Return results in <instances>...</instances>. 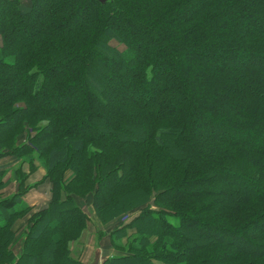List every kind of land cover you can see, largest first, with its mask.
Returning a JSON list of instances; mask_svg holds the SVG:
<instances>
[{
  "label": "trees",
  "instance_id": "trees-1",
  "mask_svg": "<svg viewBox=\"0 0 264 264\" xmlns=\"http://www.w3.org/2000/svg\"><path fill=\"white\" fill-rule=\"evenodd\" d=\"M0 37V158L32 165L0 167V264H84L88 195L140 209L103 264H264V0H0Z\"/></svg>",
  "mask_w": 264,
  "mask_h": 264
},
{
  "label": "crops",
  "instance_id": "crops-1",
  "mask_svg": "<svg viewBox=\"0 0 264 264\" xmlns=\"http://www.w3.org/2000/svg\"><path fill=\"white\" fill-rule=\"evenodd\" d=\"M21 6L24 10H28L29 0H21ZM1 44L2 38L0 37V45ZM18 161L19 160L15 156H5L0 158V167L4 166L6 169H8L5 179H9L13 176V168L18 164ZM23 170L26 172L29 171L25 167L23 168ZM45 174L46 169L40 164H38V169L35 172L30 173L29 178L27 180L28 184L33 185L37 183V186L32 187L24 196L25 202L33 207L32 212L47 207L53 198V183L49 180L41 181ZM17 190L18 182L15 180H11L2 190H0L1 197L10 196L14 194ZM65 197L66 194L62 193L61 198L63 199ZM80 199L83 198H77L79 205L89 216L88 226L84 231L85 236L81 246L82 249L79 253L80 260L84 264H103L107 257L121 254L112 246V243L110 241V234L113 229L117 228L120 224L123 223V219L116 218L111 222L103 223L98 217L96 210L92 204V196L88 204L89 211H86V208L83 204H81ZM29 216L30 215L22 218L21 223L25 224ZM17 224L14 225L17 233V239L13 248L16 253H19L22 249V237L25 232V227L24 225L23 227L22 225L19 226L20 223ZM72 247L73 249H76L78 245L74 243Z\"/></svg>",
  "mask_w": 264,
  "mask_h": 264
},
{
  "label": "rangeland",
  "instance_id": "rangeland-1",
  "mask_svg": "<svg viewBox=\"0 0 264 264\" xmlns=\"http://www.w3.org/2000/svg\"><path fill=\"white\" fill-rule=\"evenodd\" d=\"M111 44L112 45H114L115 47H117L118 49H120V50H125L126 49V45L124 44V43H121V42H118L116 39H112L111 40ZM30 133L31 134H33L34 133V131H33V129H32V127L29 125V124H27V126H26V129L21 133V134H18L16 137H15V139H14V145H22L23 143H30L29 142V135H30ZM35 157V160H34V165L36 166V169L34 170V172L38 169V164H40L41 165V160L38 158V156L37 155H35L34 156ZM19 166H22V168H27L28 170H30V168L32 167V165L29 163V162H26V161H24L23 159H19V161H18V164L16 165V166H14V168H13V172H14V170H15V168H18ZM42 166V165H41ZM71 172L69 171V173L67 174V175H69ZM6 178V177H5ZM29 178V177H28ZM28 180V179H27ZM16 181V180H15ZM220 181V180H219ZM220 184H225V183H223V182H221L220 181ZM245 193V192H244ZM243 196V195H242ZM90 198H91V196L89 195V196H87L86 197V199L85 198H83V199H80V202H81V204H83L84 206H85V208H86V211H89V201H90ZM155 207V206H154ZM139 208H137V209H134L133 211H131V212H129V213H127V214H124L123 216H120V217H117V219L119 218H122L123 219V223L125 224V222L127 223V222H129L135 215H137L138 214V212H139ZM28 216V215H27ZM27 216H24V217H27ZM24 217H22V218H24ZM22 218H19L16 222H15V224H17V223H20L19 224V226H21L22 225V227H23V225H24V227H25V230L27 229V225H28V219H29V217L27 218V220H26V222H25V224L24 223H21V219ZM116 219V218H115ZM114 219V220H115ZM19 221V222H18ZM113 221V220H112ZM111 222V221H110ZM123 223L122 224H120V225H123ZM18 225V224H17ZM119 225V226H120ZM14 230H15V227H14ZM114 230V229H113ZM16 231V230H15ZM25 233V232H24ZM24 236L25 235H23V237H22V243H23V239H24ZM84 234L82 235V237L80 238V240L78 241V242H76V245H78V247L76 248V250H77V252H81V246H82V242H83V240H84ZM16 238H17V233H16ZM19 240H20V238H19ZM110 241H111V243H112V240H111V234H110ZM124 241H126V239H124ZM113 246V245H112ZM116 249V248H115ZM116 250H118V249H116ZM118 252H120V250H118ZM121 253V252H120Z\"/></svg>",
  "mask_w": 264,
  "mask_h": 264
},
{
  "label": "water",
  "instance_id": "water-1",
  "mask_svg": "<svg viewBox=\"0 0 264 264\" xmlns=\"http://www.w3.org/2000/svg\"><path fill=\"white\" fill-rule=\"evenodd\" d=\"M99 1H101L102 3H105L107 0H99Z\"/></svg>",
  "mask_w": 264,
  "mask_h": 264
}]
</instances>
